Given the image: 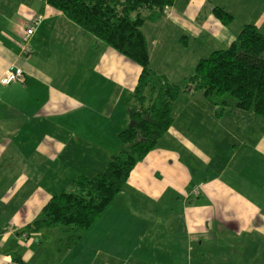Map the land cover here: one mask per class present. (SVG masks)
Returning <instances> with one entry per match:
<instances>
[{"label": "crops", "instance_id": "crops-1", "mask_svg": "<svg viewBox=\"0 0 264 264\" xmlns=\"http://www.w3.org/2000/svg\"><path fill=\"white\" fill-rule=\"evenodd\" d=\"M243 2L238 22L218 0H175L162 18L141 28L150 68L185 88L196 64L227 48L244 25L264 32V0ZM216 6L232 14L229 25L214 17ZM35 16L41 20L29 39L31 53L21 56ZM11 67L24 74L0 85V264H37L33 248L47 230L35 235V244L29 241L34 236L18 233L59 193L56 173L46 176V168L59 172L63 168L54 164L62 158V167L76 170L62 190L79 176L104 170L119 149L118 133L130 124L140 69L43 0H0V76ZM118 111L120 119H112ZM173 114L171 127L81 244L67 247V264H105L116 249L146 253L154 264H207L211 257V264L228 258L231 264H264V122L213 106L191 90L181 93ZM72 142L79 160L75 149L66 157ZM180 215L182 226L175 222Z\"/></svg>", "mask_w": 264, "mask_h": 264}, {"label": "trees", "instance_id": "trees-1", "mask_svg": "<svg viewBox=\"0 0 264 264\" xmlns=\"http://www.w3.org/2000/svg\"><path fill=\"white\" fill-rule=\"evenodd\" d=\"M43 1L85 34L136 64L140 74L132 92L135 105L128 113L130 124L117 135L118 151L102 172L79 176L68 189L52 196L26 226L29 236L60 229L68 242H78L171 127L173 104L186 90L201 92L213 106L233 108L264 122V32L255 25H244L227 48L200 60L182 88L150 68L148 45L141 30L148 20L162 18L175 0ZM213 14L223 26L233 21L223 8L215 7ZM13 260L19 262V256Z\"/></svg>", "mask_w": 264, "mask_h": 264}, {"label": "rangeland", "instance_id": "rangeland-1", "mask_svg": "<svg viewBox=\"0 0 264 264\" xmlns=\"http://www.w3.org/2000/svg\"><path fill=\"white\" fill-rule=\"evenodd\" d=\"M218 1L221 2L224 6H226L229 12L231 11L233 14H236V19L238 22L242 19L243 15H244L243 12L246 9L245 2H243V0H240V1H238V0H218ZM262 7H263V5H262ZM216 8H221V7L216 6ZM225 11L228 12L227 10H225ZM229 14L232 15L231 13H229ZM166 34H167L166 30H164L162 32V37L166 36ZM184 36L186 37V35H182L178 38V40H180V42H181V45L183 44L182 42L183 41L185 42V40H186ZM190 45H193V43L191 42ZM120 117H121V112L118 111L116 115L112 116V119H120ZM115 139L116 138H113L114 141H115ZM66 148H67L66 154L68 153L66 155V157L69 155V153H71V151L73 149H75V150H73V152H74L73 157L76 160H79L78 158L80 156L79 157L77 156V151H76L77 148H76V145L74 142L71 143V147H66ZM89 152L90 151H88L87 153H89ZM73 157L71 155L69 158H67V160L68 159L70 160ZM80 163H82V162H80ZM62 164L65 165L66 162H64L61 158L60 164L56 163L54 165H60L61 168H63V169H58L59 172H56V170L51 169L49 167V168H46L47 173L45 174L47 176L50 173H56V174H53L52 176H53V179L55 180L54 188L57 189L58 187H60L58 192H61L60 191V190H62L61 187H64L66 185L67 181L70 179L69 173L71 171H76L73 168L62 167ZM57 177L60 178V180L57 182H61V183H56ZM64 178H66V180H63ZM46 184L50 185L48 183H46ZM182 217H183V215L178 216V218L175 221L178 225H181V226L183 224ZM182 230H183V232L185 231V229L183 227H182ZM21 232L22 233H20V232L18 233V235L20 237H22V234L26 235L28 233L24 229ZM46 233L47 234L45 236H41L42 239H40V243L34 245V248H33L36 251L37 257L39 258L40 263H37V264H59L60 262H66V264H67L68 261H71V258L68 257V255H67V247L69 245H71V242H68V239H66L63 236L61 230L60 229H48ZM36 239H37L36 236H34L32 238H29V241H31L30 242L31 244L32 243L35 244ZM76 243L78 245L81 244L80 242H76ZM226 248H227V246H226ZM231 248L236 249V251H238V245H234V246L232 245ZM249 249H250V247H248L246 249V251H244V252L247 253V251ZM116 250L120 251V252H118L116 255L109 254L107 257H110V258H107V261L105 262V264H149V263L154 264L153 262H150V260L148 259V258H150V255H147L146 253L141 254V253H138V252H140V251H138L135 254H132V253H129V251L126 249H121V250L116 249ZM205 254L207 255V253H205ZM229 255H231L230 252L226 250L225 256L228 257ZM244 255L246 256V258H251L250 254H244ZM236 256L237 255H234L233 258L235 257V259H236L237 258ZM194 257L195 256H193V258ZM34 260H36V259H34ZM241 260L242 259H239L236 262V264H238ZM89 261L90 260H85L82 262V264H88ZM205 261L207 262V264H211L212 257L207 258ZM195 263H196V261H195ZM219 264H231V259L228 258L224 261H220Z\"/></svg>", "mask_w": 264, "mask_h": 264}, {"label": "built area", "instance_id": "built-area-1", "mask_svg": "<svg viewBox=\"0 0 264 264\" xmlns=\"http://www.w3.org/2000/svg\"><path fill=\"white\" fill-rule=\"evenodd\" d=\"M41 20L40 17H33L31 20V24L26 29L25 35L22 39V42L20 44V54L27 55L30 52V47L28 45L30 37L34 33V26ZM23 71L18 67H11L3 72V74L0 76V85L2 86H8L15 82H18L23 77Z\"/></svg>", "mask_w": 264, "mask_h": 264}]
</instances>
